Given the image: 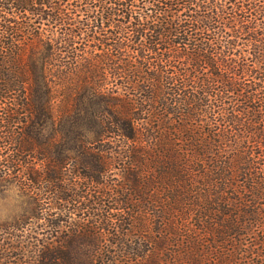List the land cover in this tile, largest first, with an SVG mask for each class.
Returning <instances> with one entry per match:
<instances>
[{
    "label": "trees",
    "instance_id": "trees-1",
    "mask_svg": "<svg viewBox=\"0 0 264 264\" xmlns=\"http://www.w3.org/2000/svg\"><path fill=\"white\" fill-rule=\"evenodd\" d=\"M9 187L0 264H264V0H0Z\"/></svg>",
    "mask_w": 264,
    "mask_h": 264
},
{
    "label": "rangeland",
    "instance_id": "rangeland-1",
    "mask_svg": "<svg viewBox=\"0 0 264 264\" xmlns=\"http://www.w3.org/2000/svg\"><path fill=\"white\" fill-rule=\"evenodd\" d=\"M31 211V205L28 200L22 197L16 188L9 187L0 192V223L15 222L22 218L23 215H31ZM30 232L31 235H35L34 231ZM30 249L32 250L33 248L30 247ZM14 250L11 252H14Z\"/></svg>",
    "mask_w": 264,
    "mask_h": 264
}]
</instances>
